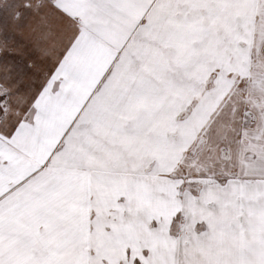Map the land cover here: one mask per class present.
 Wrapping results in <instances>:
<instances>
[{
  "label": "snow or ice",
  "instance_id": "obj_1",
  "mask_svg": "<svg viewBox=\"0 0 264 264\" xmlns=\"http://www.w3.org/2000/svg\"><path fill=\"white\" fill-rule=\"evenodd\" d=\"M0 264H264V0H0Z\"/></svg>",
  "mask_w": 264,
  "mask_h": 264
}]
</instances>
